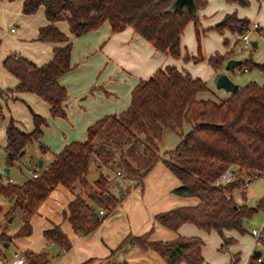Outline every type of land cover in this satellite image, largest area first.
<instances>
[{"label":"trees","instance_id":"16d2710c","mask_svg":"<svg viewBox=\"0 0 264 264\" xmlns=\"http://www.w3.org/2000/svg\"><path fill=\"white\" fill-rule=\"evenodd\" d=\"M171 1L23 0L25 13L44 7L48 22L39 27L37 38L58 44L54 46L52 58L43 64H36L19 53L8 54L3 64L18 79L10 90L34 92L48 102L52 116H66L63 102L67 91L58 78L71 68L72 41L55 24L59 19H65L75 35L95 29L106 20L114 31L129 25L154 47L179 57L183 26L192 20L198 39L199 20L197 12L190 13L185 5L179 12L170 10ZM226 1L240 5L248 3V0ZM194 2L198 10L206 0ZM213 27L219 32L227 29L241 35L248 29L249 20L229 12ZM256 30L261 34L258 27ZM230 54L231 50L215 52L207 57V61L213 68H219ZM198 58L200 56L194 59ZM244 66L264 70V62H255L249 57L241 59L238 65L239 68ZM206 89L205 81L184 69L172 64L158 67L132 87L129 104L124 110L106 114L90 124L85 140L68 142L61 151L53 154L38 175H31L22 183L0 180V196L12 202L7 218L19 213L22 219L13 235L0 231V244L10 241L12 236L31 232V216L58 183L72 188L79 181L84 195L76 194L69 201L68 218L79 234L94 230L103 220L96 208L104 207L108 214L121 202L127 188L115 194L111 190L112 179L103 173L93 183L89 182L87 175L92 158L106 167L115 165L122 172L121 179L135 183L142 181L155 162L162 161L180 181L173 192L195 196L197 202L160 211L154 219L171 229L183 222H191L203 230L214 229L224 243L231 242L233 239L226 237L223 230L243 232L242 220L256 208L264 207V197L252 207L235 203L231 195L235 187L244 188V179L264 175V83L249 80L238 85L226 98L217 100L197 97L198 92ZM32 117L34 128L31 131L21 129L13 118L9 119L5 128L8 163L19 157L28 142L41 136L42 125L47 124V119L34 111ZM183 122L190 123L186 132L181 131ZM163 127L177 130L180 138L172 149L159 155L157 149ZM40 148L47 150L42 143ZM225 168L233 171V179L224 185H216L215 179ZM44 235L62 248L71 245L58 225L46 228ZM201 244V238L196 235L160 240L149 239L148 232H144L126 235L116 250L135 245L152 248L165 258L167 264L181 261L199 264L202 261ZM259 249V257L251 254L245 264H264V238ZM25 256L27 264H48L50 261L46 250H27Z\"/></svg>","mask_w":264,"mask_h":264},{"label":"crops","instance_id":"0c3cea01","mask_svg":"<svg viewBox=\"0 0 264 264\" xmlns=\"http://www.w3.org/2000/svg\"><path fill=\"white\" fill-rule=\"evenodd\" d=\"M207 2L208 0L205 4ZM227 2L229 3H223V9L211 18L208 25L229 13L232 3L235 2ZM22 4L23 0H0V123L5 129L9 119L13 118L15 124L21 129L31 131L34 128L33 111L47 119V124L42 125L41 136L36 140L38 152L34 160L41 168L48 165L53 154L61 151L68 142L85 140L88 126L97 119L106 114L124 110L129 104L132 87L139 79L147 78L158 67L172 64L179 69H184L191 76L205 81L215 95L223 99L230 94V91L217 88L215 77L218 73L225 71L223 64L227 58L242 59V56H239L240 52H237V56L229 55L221 67L213 68L208 62L205 63V59L215 52L224 53L229 50L227 47L217 45L214 50L203 54L197 50L200 57H204L202 60L194 59L192 63L182 62L180 58L186 53L182 51L181 44L180 56L172 57L166 51L154 47L129 25L114 31L106 20L95 29L75 35L71 32L68 22L65 19H59L55 21V24L72 41L71 68L58 78L67 91V97L63 102L66 116H52L48 102L38 94L31 91L10 90L17 84L18 79L3 64L5 57L13 52L24 55L36 64H43L52 58L54 46L58 44L52 40L37 38L39 27L48 22L44 7L40 6L33 13H25L22 10ZM252 22H256L259 27L258 20L253 19L249 21V24ZM228 31L227 29L222 31L226 43L230 40L229 35L230 37L238 35L236 32L231 34ZM202 32L205 34V31ZM259 37L260 35L258 38H250L251 41L256 42L255 46L251 45L252 47L258 46L259 40L263 38ZM250 58L258 63L264 62V59L257 55ZM244 67L247 69L243 70V67L238 66L235 68L242 71H248L251 68ZM253 68L255 76L238 85L249 80L264 83V70ZM163 132L164 130H162L161 142L164 140ZM6 139L4 130L0 134V149L4 151V161L7 165L5 167H9L11 171L10 166L19 159L8 163ZM41 143L47 150H41ZM28 145L27 143L23 154L27 151ZM172 148L173 146L159 150L158 146L157 153L162 155V152ZM39 160L42 161L41 165L38 163ZM93 167L95 173L92 171ZM105 167L104 164L92 158L87 175L88 181L93 183L100 173L112 179L110 174L105 172ZM40 169H34L32 174L39 172ZM0 176H2V169ZM123 181L115 187L118 193L120 189L127 188L121 202L108 212L94 230L87 234L77 233L68 218L69 201L76 194H83L79 181H76L72 188H67L62 183L56 184L31 216V232L27 235L12 236L8 245L0 244V253L6 260L11 261L15 253L25 256L27 250L34 252L46 250L50 258L48 264H167L165 258L152 248L130 245L116 250L126 235L144 232H148L149 239L160 240H170L178 235L200 237L202 261L199 264H245L253 249L260 248L259 244L254 243L250 233L249 243L244 250H240L233 244L235 237L230 229L223 230V234L233 240L224 243L214 229L203 230L191 222H183L176 229H171L155 220L154 215L160 211L180 205H193L197 202L195 196L173 192L172 189L178 186L180 181L160 160L153 164L140 183L128 179ZM111 190L117 194L114 187ZM11 206V201L0 196V231H5L9 235H13L22 224L19 213H14L7 218L6 213ZM10 217L11 220H9ZM3 219H6L7 223L1 224ZM54 225H58L67 235L71 243L68 248L60 247L44 235V230ZM261 225H264V221ZM24 264H27L26 256ZM179 264L187 263L181 261Z\"/></svg>","mask_w":264,"mask_h":264},{"label":"rangeland","instance_id":"374dc122","mask_svg":"<svg viewBox=\"0 0 264 264\" xmlns=\"http://www.w3.org/2000/svg\"><path fill=\"white\" fill-rule=\"evenodd\" d=\"M229 3L225 0H208V2L205 4L204 7L199 8L197 10L198 14V20H199V37L196 38L195 31H194V25L192 20H188L185 25L183 26L182 33H181V49L183 52L186 53L187 57L180 58V61L182 62H193L195 57L201 56L197 50H199L202 54L205 52L212 51L216 48L217 45H221L224 48L227 47V49L231 50V54L233 56H237V52H240L239 56H242L243 58H250L254 56H259L260 58L264 59V0H248V3L245 5H240L238 3H232L233 6L228 12H234L237 16H245L248 18L249 21L256 19L259 22V27L261 34H259L258 30H252L249 33L250 38H258V35H260L259 38L263 37L259 40V44L257 47H252L251 45L249 47H244L242 40L240 39V35H234V37H230L229 35V41L226 43V40L223 36V32H219L216 30L213 25H208L207 23L212 20L211 18L215 16L216 13H218L220 10L223 9V3ZM207 5V6H206ZM227 7V5H226ZM39 12V11H38ZM37 12V13H38ZM206 29H203V28ZM202 31H205V34H203ZM231 34H234L232 31H228ZM245 32V31H244ZM243 32V33H244ZM187 49H186V47ZM198 48V49H197ZM190 49H192L190 51ZM228 51V50H227ZM226 51V52H227ZM214 52V51H213ZM249 54V55H248ZM204 57H200L197 59L202 60ZM208 62L207 58L205 59V63ZM224 69V64H223ZM224 72L227 73L229 78L239 84L243 82L244 80H247L250 77L255 76L254 68H249L248 71H242L237 68H234L232 70H225ZM260 79V78H259ZM207 85V84H206ZM208 87V86H207ZM198 98L202 99H213L217 100L218 97L215 95L213 90L208 87V89L200 91L197 93ZM190 128V123L183 122L181 131L186 132ZM163 142H159V150H164L165 148H171L174 147L177 141L179 140L180 136L177 130L172 129L170 127H163ZM37 139H34L30 142H28V149L24 154L19 155L17 159L18 161H15L11 166V171L8 173H5V175L12 177V181L17 183H22V180H26L28 177L32 175V171L34 169H40L37 165V161L34 160L37 156L36 153L38 150L37 147ZM163 153V152H162ZM33 159V160H32ZM7 166L4 161V151L0 149V170L4 171V167ZM4 169V170H3ZM116 166L113 165L112 167H105V172L110 174L112 181H113V187L115 190V187H118V183L122 184L124 181L121 179L115 172ZM95 173V168L93 167L92 170ZM242 187H235L231 191V195L233 197V200L237 204H246L247 206L255 207L257 201L264 197V175H258L256 177L251 178L247 184L243 182ZM117 190V189H116ZM115 190V191H116ZM117 194L118 190H117ZM264 221V207L256 208V210L247 218H244L242 220V226L244 227L243 232H239L235 229H230V231L233 232V236L235 237V240L233 241V244L238 246L240 250H244V247L247 246V243H249V230L252 227H259L261 223ZM7 223L6 219H3L1 224ZM260 246V244H259ZM258 247V246H257ZM12 249V248H11Z\"/></svg>","mask_w":264,"mask_h":264},{"label":"built area","instance_id":"2783aa9c","mask_svg":"<svg viewBox=\"0 0 264 264\" xmlns=\"http://www.w3.org/2000/svg\"><path fill=\"white\" fill-rule=\"evenodd\" d=\"M258 27V24L256 22H252L249 24L248 29L242 33L240 35V39L242 40L243 46L244 47H249L251 45V39L249 37V33L252 30H256ZM246 67H243V70H246ZM0 116H1V105H0ZM4 127L3 125L0 123V134L2 132H4ZM116 174L119 177H122V172L120 169L116 170ZM33 176L38 175V172H33L32 174ZM234 174L233 171H230L228 168H225L220 174L219 176L215 179L214 183L216 185H224L226 182L230 181L231 179H233ZM255 177V175H253L251 178ZM0 180L3 182H8V181H12V179L5 175L4 171H2V176H0ZM250 179H244V183L247 184V182ZM97 213L99 214L100 217H102L103 219L107 216V210L104 207H97L96 208ZM249 233L251 234L253 241L255 244H260L262 239L264 238V225H260L259 227H252L249 230ZM64 250V249H63ZM25 263V256L23 254H19V253H15L14 254V258L11 261H8L4 258V256L0 253V264H24Z\"/></svg>","mask_w":264,"mask_h":264},{"label":"water","instance_id":"95a60500","mask_svg":"<svg viewBox=\"0 0 264 264\" xmlns=\"http://www.w3.org/2000/svg\"><path fill=\"white\" fill-rule=\"evenodd\" d=\"M183 5H185V7L187 8V10L190 13H196L197 12V8H196L194 0H172L169 4L168 8L172 11H178L179 12ZM250 43L252 46L256 45L255 41H251ZM240 62H241V59H239V58L229 57L224 62V70H232L236 66H238ZM215 86L217 88H223L225 91L232 92L238 87V84L233 82L229 78V76L227 75L226 72H220L215 77ZM23 152H24V149H22L20 151L19 155L23 154ZM38 163H39V165H41L42 161L39 160ZM5 170H6V172H9V167H5ZM9 220H11V217ZM8 243H9V241H5V245H8ZM260 253H261V251L259 248H254L252 251V254L255 257H259Z\"/></svg>","mask_w":264,"mask_h":264}]
</instances>
